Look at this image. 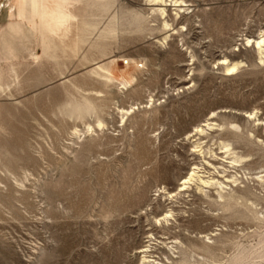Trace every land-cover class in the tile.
<instances>
[{
  "label": "rangeland",
  "instance_id": "374dc122",
  "mask_svg": "<svg viewBox=\"0 0 264 264\" xmlns=\"http://www.w3.org/2000/svg\"><path fill=\"white\" fill-rule=\"evenodd\" d=\"M263 32L264 0H0V264H264Z\"/></svg>",
  "mask_w": 264,
  "mask_h": 264
},
{
  "label": "bare ground",
  "instance_id": "6f19581e",
  "mask_svg": "<svg viewBox=\"0 0 264 264\" xmlns=\"http://www.w3.org/2000/svg\"><path fill=\"white\" fill-rule=\"evenodd\" d=\"M263 44H264V32L257 39H251V38H249L247 40L246 46H253L255 49H258L259 50L262 47ZM221 63L222 64H225L226 63V60H223ZM235 71H236V66H229L226 69L227 75H230V74L234 73ZM246 117L252 119L253 118V113H249V114L247 113L246 114ZM197 130L198 131H201L200 128H197ZM186 182H187V179H184V181H183L182 184H185Z\"/></svg>",
  "mask_w": 264,
  "mask_h": 264
},
{
  "label": "crops",
  "instance_id": "0c3cea01",
  "mask_svg": "<svg viewBox=\"0 0 264 264\" xmlns=\"http://www.w3.org/2000/svg\"><path fill=\"white\" fill-rule=\"evenodd\" d=\"M11 25H15V26H16L17 23H10V24H9V29H10V30H11V28H10ZM17 26H18V25H17ZM14 28H15V27H14Z\"/></svg>",
  "mask_w": 264,
  "mask_h": 264
}]
</instances>
